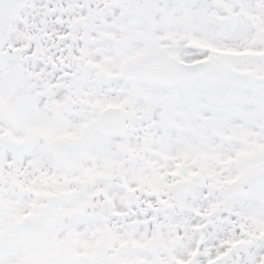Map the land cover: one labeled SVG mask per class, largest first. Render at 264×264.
I'll return each mask as SVG.
<instances>
[{
	"label": "snow or ice",
	"instance_id": "obj_1",
	"mask_svg": "<svg viewBox=\"0 0 264 264\" xmlns=\"http://www.w3.org/2000/svg\"><path fill=\"white\" fill-rule=\"evenodd\" d=\"M0 264H264V0H0Z\"/></svg>",
	"mask_w": 264,
	"mask_h": 264
}]
</instances>
